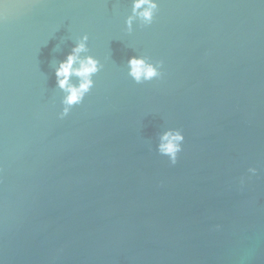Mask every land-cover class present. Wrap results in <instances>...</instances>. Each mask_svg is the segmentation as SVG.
<instances>
[{
    "label": "water",
    "instance_id": "water-1",
    "mask_svg": "<svg viewBox=\"0 0 264 264\" xmlns=\"http://www.w3.org/2000/svg\"><path fill=\"white\" fill-rule=\"evenodd\" d=\"M130 13L0 0V261L264 264V0H159L128 33ZM85 33L104 67L61 120L55 67ZM140 55L160 79L128 75Z\"/></svg>",
    "mask_w": 264,
    "mask_h": 264
},
{
    "label": "clouds",
    "instance_id": "clouds-1",
    "mask_svg": "<svg viewBox=\"0 0 264 264\" xmlns=\"http://www.w3.org/2000/svg\"><path fill=\"white\" fill-rule=\"evenodd\" d=\"M158 8L159 0H131V13L127 15L124 22L126 31L131 33L134 30V24L151 25ZM88 42L89 36L86 33L76 37L71 51L55 67L56 87L64 93L60 99L62 107L58 113V118L61 120L70 114L74 106L84 101L86 95L95 85L93 77L104 67L100 60L89 54ZM128 66V75L137 84L160 79L163 76L162 60L152 61L144 55L132 56L128 59ZM72 77H76L78 82L73 83ZM184 141L185 136L182 130L168 128L160 135L156 150L161 156L167 157L170 164L175 165L183 150ZM247 173V178L251 179L257 175L258 169L249 167ZM244 182L245 178L241 177V185Z\"/></svg>",
    "mask_w": 264,
    "mask_h": 264
}]
</instances>
